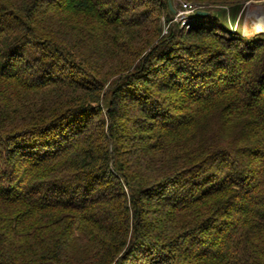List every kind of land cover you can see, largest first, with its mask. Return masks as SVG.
<instances>
[{
  "label": "trees",
  "instance_id": "trees-1",
  "mask_svg": "<svg viewBox=\"0 0 264 264\" xmlns=\"http://www.w3.org/2000/svg\"><path fill=\"white\" fill-rule=\"evenodd\" d=\"M185 1L0 0V264H264V32Z\"/></svg>",
  "mask_w": 264,
  "mask_h": 264
},
{
  "label": "rangeland",
  "instance_id": "rangeland-1",
  "mask_svg": "<svg viewBox=\"0 0 264 264\" xmlns=\"http://www.w3.org/2000/svg\"><path fill=\"white\" fill-rule=\"evenodd\" d=\"M178 1L180 2V4L177 5L178 11L176 12V16L173 20L180 22V26L182 28H185V30H189L192 28L191 24H188L189 20L193 18L192 15L198 10H203L205 6L192 3V7H186L184 5V3L186 2L185 0ZM230 17L231 24L228 21L223 23L227 27H229L230 25L234 29L241 27V30L248 36L255 35L257 33H263L264 0H249L239 11L238 20L236 19L234 13L230 14ZM161 19L164 30L163 32H166L170 23L165 19L164 13Z\"/></svg>",
  "mask_w": 264,
  "mask_h": 264
},
{
  "label": "water",
  "instance_id": "water-1",
  "mask_svg": "<svg viewBox=\"0 0 264 264\" xmlns=\"http://www.w3.org/2000/svg\"><path fill=\"white\" fill-rule=\"evenodd\" d=\"M208 11H204V10H198L197 14H208Z\"/></svg>",
  "mask_w": 264,
  "mask_h": 264
},
{
  "label": "built area",
  "instance_id": "built-area-1",
  "mask_svg": "<svg viewBox=\"0 0 264 264\" xmlns=\"http://www.w3.org/2000/svg\"><path fill=\"white\" fill-rule=\"evenodd\" d=\"M184 5H185L186 7H192V4L187 3V2H185Z\"/></svg>",
  "mask_w": 264,
  "mask_h": 264
}]
</instances>
